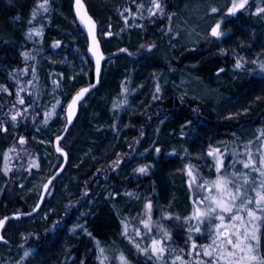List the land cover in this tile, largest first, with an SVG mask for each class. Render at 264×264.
<instances>
[{
	"label": "trees",
	"instance_id": "trees-1",
	"mask_svg": "<svg viewBox=\"0 0 264 264\" xmlns=\"http://www.w3.org/2000/svg\"><path fill=\"white\" fill-rule=\"evenodd\" d=\"M170 1L179 5L186 2ZM85 2L98 23L101 44L108 59L104 63L101 86L81 106L75 125L61 145L68 152L70 163L55 181L50 194L64 185L67 191L60 204L51 203L49 195L37 215L8 224L4 232L6 243L0 245V264H101L97 242L99 247L105 248L111 264H116L112 258L121 251L134 264H153V260L148 261V256L138 253L135 247L131 251L125 248L124 218L135 206L134 200L139 194L135 187L141 181L147 183L157 191L158 200L171 194L172 210L178 211L186 198L178 170L188 163L186 151L195 149L198 143L206 149L215 145L229 146L226 168L230 162L233 164L234 153H244L245 145H237L236 137L245 130H255L258 136L264 131V88L256 86L247 76L237 73L233 76L230 72L232 62H229L232 59L211 53H187L184 56V51H176L177 61L187 59L195 65L198 75L210 84L215 83L219 71L224 69L220 75L225 83L222 87L224 94L245 107L248 113L238 120L222 119L215 114L212 103L186 98L170 90L156 91L153 83L162 80L167 63L147 51L140 42L146 30L148 41L154 39L150 28L138 27L120 38V50L127 49L140 55L138 59L112 52L102 40L106 25L110 23L120 31L121 12L126 7L134 12L139 0ZM36 3L37 0H0V124L7 128V131L0 128V152L4 154L0 158V167L5 166L7 156L10 171L4 176L14 185L11 194L6 190L0 193V219L33 211L41 194L24 198L19 188L25 185L29 175L44 170L42 177L48 180L59 169L63 160L56 154L53 143L66 127L64 108L78 89L94 81V67L87 56L88 41L77 24L74 0H51L50 12L42 19L37 17L44 25L43 36L30 40L27 30ZM32 26L37 25L34 22ZM57 40L65 47H56L54 41ZM25 51L30 54L27 60L23 56ZM255 51L257 48L251 50L252 56ZM77 59L81 61L78 68H84V72L80 74L76 87L69 89L72 86L69 84L71 67ZM257 60L264 61V52ZM253 61L245 62V65L249 68ZM25 66L29 68L28 73L18 71ZM30 80L31 84L28 83ZM19 88L24 91L18 93ZM17 93L24 97V105L20 106ZM125 98L128 103L121 104ZM114 104L119 106L113 107ZM13 105L20 106L17 109L21 112L15 122L5 115ZM88 111H96L98 119L92 123L83 122L82 116ZM55 117L62 121L51 134L49 129ZM142 130L147 135L132 158L110 178L100 175L120 155L129 151ZM36 136L49 137L52 144L47 166L40 158ZM20 137H25V155H19L22 150ZM156 147L160 148L159 153L155 151ZM36 163L39 168L34 166ZM142 165L148 166L145 180L137 176L136 169ZM19 166L22 169L16 171L14 168ZM133 175L137 179L129 180ZM18 176L21 178L17 179ZM86 192L85 206L71 209ZM124 196L128 197L127 204L122 203ZM60 221L59 228L54 233L50 231ZM28 235H36L40 240L25 242ZM26 250H30L28 257L23 256ZM131 253H137L136 257Z\"/></svg>",
	"mask_w": 264,
	"mask_h": 264
},
{
	"label": "rangeland",
	"instance_id": "rangeland-1",
	"mask_svg": "<svg viewBox=\"0 0 264 264\" xmlns=\"http://www.w3.org/2000/svg\"><path fill=\"white\" fill-rule=\"evenodd\" d=\"M162 3L165 6V15L163 16L157 14L156 16L149 17L147 11L143 10L140 16L133 17L132 14L127 11L128 8L126 7L125 11L121 12L122 19L120 31L109 23L106 25L107 27L102 33V40H105L112 52L117 53L120 52L121 49L119 44L120 38L125 32L128 31L130 33V31H136L138 27L143 26L144 29L150 28V32L152 35H154V39L148 41L146 30L140 42L142 41V45L147 51L155 53L160 59L167 63V69L165 70L166 72L161 77L162 80L158 83H153L156 88L159 86L161 92L170 90L171 92L180 94L186 98L196 99L203 103H212L215 114L219 115V117L222 119L238 120L240 117L247 115L248 113L245 107L240 104L237 105V103L231 100L230 97L224 94L222 87L225 83L224 80L220 78V75L223 73L224 69L223 71H219L220 73L216 76L217 80H215V83L210 84L204 81L198 75L195 65L191 64V62H188L187 59L177 61L176 51H184V56L187 53L192 55L211 53L219 55L223 59L230 58L232 59V61H229L232 62V69H230V72L233 76L237 74L247 76L250 78V80H253L256 86L264 88V71H261L258 65L255 63L257 61V57H260L261 52H264V13L257 14L255 9L257 6L264 5V0H249L248 5L246 6L247 10L241 9L234 15H229L226 12V7L230 4V0H186V2L180 5L177 4L178 2L173 4L170 0H162ZM210 4H215L218 6L220 11L215 14L211 13L208 10V6ZM136 11L137 10H134V12ZM125 16L129 17L127 23H125L124 20ZM217 20L222 22L221 31L224 33V35L221 37H214L210 33L211 26H213ZM250 23H252V25L248 26ZM109 31L112 33L111 36L105 34ZM149 44H154L155 47L148 49L146 46ZM56 47L62 48L65 46L63 42H61L59 45H56ZM253 47L257 48L258 50L255 51L254 56H252L251 53V50L254 49ZM58 58L60 59L61 57L58 56ZM238 58H244L245 62L251 59H254V61L250 62L252 64L249 68L247 65H244V68H236L235 64ZM80 65L81 61L77 59L75 60L74 66L71 67L72 75L70 76L69 84L72 86H69V89L76 87V82L78 81L80 74L84 72V68H78ZM155 86H153V88ZM77 91H79V89ZM69 102L70 101H68V103ZM67 104L64 108V117L66 114ZM17 108L15 107L9 110L8 116H10L11 121V114L18 111ZM82 117L83 122L87 121L92 123L98 119L99 114H96V111L95 113L88 111ZM53 120L54 122L49 129L51 134H54V130L59 127V124L62 121V119L57 120V117H55ZM146 135V131L142 130L140 135L131 143L129 151L126 154L120 155L116 159L120 161L118 167H113L111 163L99 174L105 178H110L112 175L117 173L123 164L132 158L133 154L138 150ZM257 137V131L245 130L240 136L235 138L237 140L235 141L237 142V145H245L246 141H256ZM36 138L35 144L37 148H39L40 158L45 163V166H47L50 163V145L52 144H50L49 137L36 136ZM6 147L7 145L4 146V149ZM209 148L210 147H208V149L203 148V146L198 143L195 149L186 151V156L189 158L188 163L185 165V167H180L178 169L180 171V177L182 178V183L184 186L183 194L186 198H184V203L181 205L182 207L178 211L172 210L173 206L171 205V200L173 199V196H171V194L165 195V199L162 198L161 200H158L157 191H153V189L147 183L141 181V183L135 187V192H139V194L134 200V208L125 214L124 220L125 224L128 226V234L134 236L136 241L141 243L142 246L150 243V241L141 240L140 237L135 236L134 229L139 228L142 233L145 231L143 225L140 223V220L142 218H146L147 209L145 206L147 201L151 200L153 231L155 232L157 230L156 222L161 221L163 218V222L172 231V246H178L181 248L184 247V242L188 240L189 235L187 232V227L190 225L189 222L183 220L182 218L188 216L193 210L192 200L194 193L199 194L200 192V189L196 188L195 184L201 182L203 179L212 180L216 176V159L220 154H217V156H209ZM211 148H219L221 150L223 163L225 164L229 146L215 145L211 146ZM25 149V144H21V152H19V155H25V153H27ZM3 155L4 154L0 152V158L3 157ZM242 156L243 154L241 153L235 154V157L233 155L235 159H237V157L240 159ZM189 166L192 167L193 173L197 176V180L193 181V187H189L188 183L190 179L188 175ZM229 166H232V162H230L229 165L227 164V167L224 169H229ZM236 167L241 168L242 166L237 164ZM4 168L5 166L0 167V193H3V191L6 190V192L11 194L14 191V185L12 184L13 182L8 181L4 176ZM14 169H16V171H20L22 167L19 166L18 168ZM224 169H221V171L223 172ZM137 173V176L142 178V180L147 178L145 173ZM43 174L44 170H40V172H36L35 174L26 177L25 185L19 188L21 191H23L22 193L24 198H28L31 195L41 194L42 188L47 181L45 177H42ZM137 176L133 175L129 180L135 181ZM18 178L21 177L18 176L17 179ZM66 191V185L60 187L55 192L52 191V194H49L51 195L50 202L57 205L60 204V202H62V195L64 192L66 193ZM111 194L113 193L111 192ZM126 199H128V197L124 196L122 203L127 204V201H125ZM87 200L88 192L85 193L84 197L81 198L79 202H75V204L71 206V209L78 207L83 208L85 206L84 202H87ZM164 213H172V216L175 215V217L168 218L167 216L163 215ZM60 223L62 224L60 221L57 225H55L56 227L54 226L50 231H53L54 233L61 225ZM195 223V220L191 221V224L194 225ZM193 235L194 237L198 238L200 243L209 242L206 233ZM176 236H179L182 239L178 240ZM29 240L38 241L40 239L36 235H28L25 242ZM125 241L127 243L125 244V248L131 251L134 248V245L126 238V236ZM124 254L127 255L126 253ZM136 254L137 253H134L133 257H136ZM133 257L132 259H134ZM186 259H191V257L186 256ZM147 260L152 261L153 259L148 256ZM152 262L155 264L154 260Z\"/></svg>",
	"mask_w": 264,
	"mask_h": 264
},
{
	"label": "snow or ice",
	"instance_id": "snow-or-ice-1",
	"mask_svg": "<svg viewBox=\"0 0 264 264\" xmlns=\"http://www.w3.org/2000/svg\"><path fill=\"white\" fill-rule=\"evenodd\" d=\"M249 0H230V4L226 7V12L229 15L235 14L241 9H246ZM77 11L80 14L81 21L88 27L89 31L93 33V40L95 42V20L83 11L81 0H76ZM51 10V0H37L36 6L31 13L29 20L30 27L27 30L28 39L34 37H42L44 25L39 23L37 17L44 18ZM146 10L149 17L165 15V6L162 0H139L137 11L133 12L131 8L127 9L133 17L140 16L142 11ZM208 10L215 14L220 11L219 7L215 4H210ZM257 14L264 13V5L257 6L255 9ZM129 17L125 16L124 20L127 23ZM37 26H32L33 23ZM221 21L211 26L210 33L214 37H221L224 33L221 31ZM110 27V26H109ZM106 35L111 36L112 33L106 32ZM178 35V33H177ZM59 40L54 41L55 45H59ZM93 49L96 55V80L99 82L101 73V58L103 53L100 52L98 42ZM148 49L155 47L154 44L146 46ZM127 51V49H124ZM25 60L30 56L29 52H23ZM35 59V57H31ZM261 71H264V61L257 60L255 62ZM245 65L244 58H238L235 64L236 68H242ZM22 71L28 73L29 68L25 66ZM223 71V69H221ZM34 74V73H33ZM13 79H16L13 76ZM19 83V81H18ZM29 84L32 81H28ZM4 90H7L6 86ZM93 85L89 84L88 87H82L75 93L67 104V121L71 122L72 117L75 115L78 102L84 97ZM24 91L23 88L18 89V93ZM127 91V88H125ZM160 91L159 86L156 89ZM17 93V98L20 105L25 104L23 96ZM154 99L156 97H153ZM60 101L57 100V104ZM128 100L125 98L121 104H127ZM119 105L114 104L113 107ZM16 106L13 105V108ZM55 107V106H53ZM8 115L7 113L5 114ZM21 115L20 111L11 114L12 121H16L17 117ZM46 122V121H45ZM191 123V122H189ZM0 128L7 131L5 125L0 124ZM66 130V129H65ZM61 136H56V151L64 154L67 159L68 153L63 147L60 146L59 141ZM256 143L253 140L245 142L243 156L237 160L233 159L231 169H224L223 156L219 148H209V156H217L216 159V176L212 180L203 179L201 182L195 184V187L200 189L199 194L193 196V210L188 216L182 219L189 222L187 227L188 240L184 242V247H173V236L170 228L161 221L156 222V231H153V217L151 214L152 201L148 200L146 203V218H142L140 223L143 225L145 231L142 233L139 228H135V236L140 237L141 240H149L150 243L144 246L137 242L134 236L128 234L127 224H125L124 235L134 245L138 253H143L155 261V264H264V131H261L256 138ZM20 143H25V137H20ZM14 151V149H10ZM155 151L159 153L160 148L156 147ZM235 157V153L233 154ZM254 156L256 158H254ZM8 157L5 156V173L10 171L8 166ZM120 161L112 162L113 167H118ZM242 165L237 168L236 165ZM39 168V163L34 165ZM221 169H224L222 172ZM31 169L29 168V171ZM140 173L148 171L147 165H142L136 169ZM188 175L190 177L188 183L189 187H193V181L197 180L196 174L193 173L192 167H188ZM55 175L49 178L44 188L51 184ZM16 215H19L18 213ZM168 218L172 217V213H164ZM8 217L0 219V228L3 227ZM195 220L193 225L191 221ZM209 242L200 243L198 238L193 234H205ZM91 235V234H90ZM4 235L0 234V240H4ZM27 239V237H25ZM98 251L101 254L98 257L101 264H111L105 248L99 247L97 242ZM30 250L24 251L23 256L28 257ZM186 256L191 259H186ZM116 264H132L124 252H119L117 256L112 258Z\"/></svg>",
	"mask_w": 264,
	"mask_h": 264
},
{
	"label": "water",
	"instance_id": "water-1",
	"mask_svg": "<svg viewBox=\"0 0 264 264\" xmlns=\"http://www.w3.org/2000/svg\"><path fill=\"white\" fill-rule=\"evenodd\" d=\"M81 3L83 5V9L82 10L86 11L87 14L89 16H91L93 18V20H95L94 17L90 14L88 6H87L85 0H81ZM73 10H74V15H75L77 24L80 27V29L83 31V33H84V35H85V37L87 38V41H88L87 56H88L89 60L91 61V63L93 64V67H94V81H93V84H91V85H93V87H91L89 89V91L84 95V97L78 102V106H77L75 115L72 117V120H71L70 123H68V121H67V109H66V114H65L66 122H67L66 123V127H65L66 130H64V132L60 135L62 137V139L59 141L60 146L62 145L63 141L66 139L70 129L75 125V122L77 121L78 115H79L80 110H81V106L86 102V100L89 98V96L91 94H93L101 86V81H102V76H103V69H104V63L108 59V57L106 56V54L103 51V47H102L101 40H100L99 26H98L97 21L95 20L96 23H95V29H94V32H95V42H94L93 33L89 31L88 27L80 19V14L77 11L76 0H74ZM232 15H234V14H232ZM96 42H98V47H99L100 52L103 53V57L101 58V61H100L101 73H100L99 82H97V80H96V72H95L96 55L94 54V51H93V49L97 46ZM119 54H125V55H127V56H129L130 58H133V59H138L140 57V55H135V54L131 53L129 50L124 51V49L120 50ZM86 87H88V86H86ZM55 144H56V138L54 140L53 147H54V150H55L56 154L59 157H61L62 160H63V162H62L61 166L59 167V169L53 174V176L55 175V178L52 179L51 184H48L47 188H44V186H43L40 198L38 200L37 205L33 209V211H31L29 213H18L19 215H16L17 213H15V214H11L9 216H6V217H8V219L5 221L3 227L0 228V234L4 235L5 229L7 228L8 224L11 221H19V220H22V219H25V218H30V217H33V216L37 215L41 211L43 205L45 204V201H46L47 197L49 196L50 191H51L55 181L58 178H60L64 174V172L66 171V169H67V167L69 166V163H70V156L68 154L67 159H65L63 153L56 151ZM53 176H51V177H53ZM48 180L46 181L45 184H47ZM4 243H6L5 239L4 240H0V245L4 244Z\"/></svg>",
	"mask_w": 264,
	"mask_h": 264
}]
</instances>
